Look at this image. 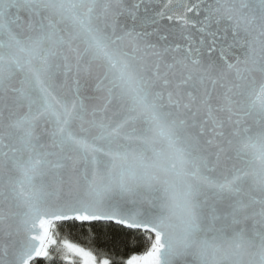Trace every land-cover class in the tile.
Wrapping results in <instances>:
<instances>
[{"label":"snow or ice","instance_id":"1","mask_svg":"<svg viewBox=\"0 0 264 264\" xmlns=\"http://www.w3.org/2000/svg\"><path fill=\"white\" fill-rule=\"evenodd\" d=\"M0 264H264V0H0Z\"/></svg>","mask_w":264,"mask_h":264},{"label":"trees","instance_id":"2","mask_svg":"<svg viewBox=\"0 0 264 264\" xmlns=\"http://www.w3.org/2000/svg\"><path fill=\"white\" fill-rule=\"evenodd\" d=\"M144 245H140L136 250L142 252L144 250Z\"/></svg>","mask_w":264,"mask_h":264}]
</instances>
